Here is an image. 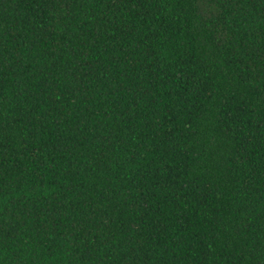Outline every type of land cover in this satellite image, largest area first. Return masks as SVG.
<instances>
[{"label": "trees", "instance_id": "trees-1", "mask_svg": "<svg viewBox=\"0 0 264 264\" xmlns=\"http://www.w3.org/2000/svg\"><path fill=\"white\" fill-rule=\"evenodd\" d=\"M0 264H264V0H0Z\"/></svg>", "mask_w": 264, "mask_h": 264}]
</instances>
